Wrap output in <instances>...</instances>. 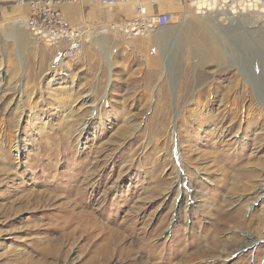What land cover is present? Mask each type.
I'll list each match as a JSON object with an SVG mask.
<instances>
[{
    "label": "rangeland",
    "instance_id": "374dc122",
    "mask_svg": "<svg viewBox=\"0 0 264 264\" xmlns=\"http://www.w3.org/2000/svg\"><path fill=\"white\" fill-rule=\"evenodd\" d=\"M18 1L0 0V264H264V108L218 57L215 13L168 11L173 66L121 15L76 22L86 43L59 60L3 34Z\"/></svg>",
    "mask_w": 264,
    "mask_h": 264
},
{
    "label": "built area",
    "instance_id": "2783aa9c",
    "mask_svg": "<svg viewBox=\"0 0 264 264\" xmlns=\"http://www.w3.org/2000/svg\"><path fill=\"white\" fill-rule=\"evenodd\" d=\"M83 1L100 5L132 4L135 15L116 24L122 31L124 30L128 39L142 37L154 28L167 27L175 21L173 12L149 11L147 4L155 5L160 0H19L18 4L29 7V13L25 18L27 27L44 43L54 47L57 59L68 60L81 53L86 43V32L83 26L67 22L61 7ZM185 2L198 16L264 11V0H185Z\"/></svg>",
    "mask_w": 264,
    "mask_h": 264
},
{
    "label": "bare ground",
    "instance_id": "6f19581e",
    "mask_svg": "<svg viewBox=\"0 0 264 264\" xmlns=\"http://www.w3.org/2000/svg\"><path fill=\"white\" fill-rule=\"evenodd\" d=\"M255 13H256L255 15H259L260 13H264V11L255 12ZM249 14L252 15L254 13H250V12L240 13L237 15H231L229 13H215L214 14L216 15L215 17L213 15H210V16L213 17L211 19L214 22L212 21L211 23L213 24L214 28L216 25H223V27L241 25L242 29L238 31H234L230 34V41H232L233 45L229 44L228 43L229 41H226V38L225 39L223 38L224 40L219 38L218 45L220 46L222 50L221 53L223 55V58H226L225 60H227L225 62H228L229 59H231L233 62L238 60V55L240 53H242V55L245 56L246 62L245 60L240 61L243 63V68L240 70L241 71L243 70L242 73L244 74L242 75L240 74V75L242 77L244 76L243 79L245 80V82L249 84L251 83L253 86H255L254 85L255 80H253L251 78L252 76L250 77V75L257 76V79H256V84L258 86V88H256V90L258 91V92L256 91L258 95L257 102L260 106L264 108V33L261 31H257V33H253V32H249L248 30H246L248 29L247 27H249V25H252L254 22L259 21L257 20V18L253 16L251 17ZM259 16L264 18V14H260ZM221 18L225 19L227 23L226 22H223V24L217 23V21L221 20ZM242 18L243 20L244 19L248 20L246 25L240 24V20ZM11 24H15V25L8 26V30H4L2 32L6 37H9L10 39H12V41L18 42L22 38V35L19 29H21L23 26L27 27L26 20L25 18L24 19L21 18ZM146 36H149L151 38V41L154 42V44L158 46L162 56H164L168 60L169 62L168 65L173 66L174 60L171 59L172 56L169 55L170 49L172 47L175 48L176 44L178 48L181 49L183 45L181 44V42L176 43L175 41L176 37L173 31H169V30L160 31L154 28L153 30L150 31V33L148 32ZM174 41L176 44L174 43ZM94 45H95V48L98 49L99 53L102 55L101 57L103 61L106 64H108L110 62V59H109L108 49L105 47V44L100 43L97 40H94ZM178 78L180 79L181 75H178ZM247 207H249V204L246 205V208ZM91 222H93V218L87 214H80V215L71 214L70 216H65V223H66L67 228H70L73 225H76L73 228L72 232L85 231L87 229V226Z\"/></svg>",
    "mask_w": 264,
    "mask_h": 264
},
{
    "label": "crops",
    "instance_id": "0c3cea01",
    "mask_svg": "<svg viewBox=\"0 0 264 264\" xmlns=\"http://www.w3.org/2000/svg\"><path fill=\"white\" fill-rule=\"evenodd\" d=\"M182 3L187 6L185 0H160L155 5L147 4V6L149 11L153 13L168 11H174L176 13V11H178L182 7ZM85 5L80 6L78 4H67L62 6L61 12L63 14V17L67 22L78 25L76 24V22H82L84 18L89 21H104L111 19L112 16L117 17L118 15H121V17H123L122 19H128L126 18V16L130 17L133 14L135 15L134 6L128 3L101 5V7L104 8L91 7V9L90 7ZM21 7L27 8L29 12V7L27 5H21ZM112 8H114L116 11H112ZM84 11H87L85 12L86 14L84 13Z\"/></svg>",
    "mask_w": 264,
    "mask_h": 264
},
{
    "label": "water",
    "instance_id": "95a60500",
    "mask_svg": "<svg viewBox=\"0 0 264 264\" xmlns=\"http://www.w3.org/2000/svg\"><path fill=\"white\" fill-rule=\"evenodd\" d=\"M240 29H242L241 28V25H235V26H230V27H226V26H221V25H216L215 26V34H213L212 35V39L215 41V43H216V45H217V47H219V50H218V52H217V54H218V57H222L223 55H222V50H221V48H220V46L218 45V39L220 38V39H225L226 38V41H229L228 43L229 44H231V45H233V43H232V41H230V34L232 33V32H234V31H238V30H240ZM246 30H248L249 32H251L252 30L251 29H246ZM242 31V30H241ZM227 37L229 38V40H227ZM223 39V40H224ZM239 53V52H238ZM239 55H240V57H239ZM238 55V60H236V61H232L231 59H229L228 60V64L231 66V67H235V68H237L238 69V72L242 75V74H244V73H242V71L240 70V69H242L243 68V63L242 62H240V61H243V60H245V56L244 55H242V53H240ZM243 57V58H242ZM240 58V59H239ZM245 62H246V60H245ZM252 76V77H251ZM250 77L253 79V80H255V82H254V85L255 86H253L251 83L249 84L251 87H253L254 88V90H255V92L257 91L256 90V88H258V86H257V84H256V79H257V76L256 75H250ZM243 78H244V76H243ZM258 92V91H257ZM256 96H257V99H258V95H257V93H256Z\"/></svg>",
    "mask_w": 264,
    "mask_h": 264
}]
</instances>
